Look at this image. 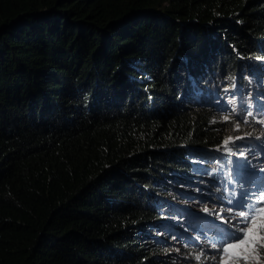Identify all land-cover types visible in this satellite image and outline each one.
<instances>
[{"label": "trees", "instance_id": "obj_1", "mask_svg": "<svg viewBox=\"0 0 264 264\" xmlns=\"http://www.w3.org/2000/svg\"><path fill=\"white\" fill-rule=\"evenodd\" d=\"M262 98L264 0H0V264H184L172 185Z\"/></svg>", "mask_w": 264, "mask_h": 264}, {"label": "rangeland", "instance_id": "obj_2", "mask_svg": "<svg viewBox=\"0 0 264 264\" xmlns=\"http://www.w3.org/2000/svg\"><path fill=\"white\" fill-rule=\"evenodd\" d=\"M235 100V98L230 99L231 113L236 110ZM243 111L241 118L247 120L248 112L246 109ZM249 111L258 114L255 116L256 121L264 119V111H254L252 106ZM241 118L238 119L241 120ZM258 124L254 126H259L260 132L257 133L254 130L244 131L242 126L238 129L236 127L235 133L229 137L228 144L217 147L216 151L223 154L226 159L217 161L224 171L221 175L218 174L219 172H211L212 175L207 174V177L212 176L213 180H216L214 183L208 180H200V182L204 186L217 187L218 182L223 181L225 189L219 197L213 194L212 190H216L215 188L202 190L195 184L187 182L172 185L181 187L190 194H179V199H171V201L175 200L177 209H174L177 210V214L175 217L167 216L170 231L164 232L161 236L166 240L164 246L168 248L161 252L162 256L177 258L184 264H217L216 260L211 259L218 255L211 244L216 239V233L228 227V225L222 224L221 220L223 218L231 219L234 223L237 222L235 213L240 210L229 201L238 199L242 191H251L264 186V171H261L264 169V123ZM247 133L251 135H246ZM237 137H243V139L238 140ZM226 146L231 149L230 152L224 150ZM232 155L239 157L236 163L230 159ZM227 161L230 162V166ZM164 194L166 198L170 196L171 192L169 190ZM205 207L209 209L208 212L203 210ZM172 218H175L177 225L173 224ZM178 220L181 221V225H178ZM261 251L264 253V249ZM197 255H201L199 262L195 259ZM261 264H264V256L261 258Z\"/></svg>", "mask_w": 264, "mask_h": 264}, {"label": "snow or ice", "instance_id": "obj_3", "mask_svg": "<svg viewBox=\"0 0 264 264\" xmlns=\"http://www.w3.org/2000/svg\"><path fill=\"white\" fill-rule=\"evenodd\" d=\"M247 115L251 117L253 113L248 111ZM224 119L228 120L229 117L225 116ZM247 122L245 120L241 123ZM257 122L264 123V119ZM236 127L238 129L240 125L237 124ZM236 139H243V137ZM227 144L228 141L225 142V145ZM224 150L231 151L227 146ZM229 203H233L234 207L240 209L235 213L237 222L222 218V224L228 227L216 233V239L211 247L218 255L211 259L216 260L217 264H261V258L264 256L261 251L264 249V186L251 191H242L238 199ZM203 210L209 211L207 207ZM195 259L198 262L201 261V255H197Z\"/></svg>", "mask_w": 264, "mask_h": 264}]
</instances>
